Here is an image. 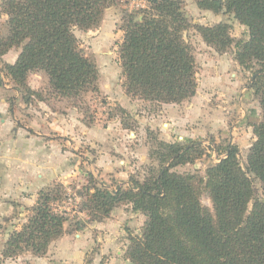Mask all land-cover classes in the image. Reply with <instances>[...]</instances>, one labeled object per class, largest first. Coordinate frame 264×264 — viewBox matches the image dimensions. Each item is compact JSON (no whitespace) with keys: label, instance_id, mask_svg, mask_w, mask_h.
<instances>
[{"label":"trees","instance_id":"trees-1","mask_svg":"<svg viewBox=\"0 0 264 264\" xmlns=\"http://www.w3.org/2000/svg\"><path fill=\"white\" fill-rule=\"evenodd\" d=\"M135 10H123L117 46L122 88L127 95L158 104H179L197 88L192 45L184 37L189 22L182 0H145ZM117 0H1L5 14L0 34V56L19 48L12 63L0 69L23 91L30 94L29 73L43 72L49 90L61 98L99 92L98 70L79 46L75 30L88 31L102 21L104 11ZM213 13L231 15L247 29V39L230 35L229 25H195L203 41L218 53L233 46L236 62L256 66L251 86L264 90V0H195ZM20 90V91H21ZM262 116L252 124L254 139L242 168L238 147L228 143L224 156L206 169L205 179L179 173L173 168L193 163L204 153L202 143L158 141L150 157L155 166L142 180L129 176L109 188L86 172L81 211L88 219L67 224L65 212L53 207L61 187L41 189L26 208L25 221L4 240L0 262L23 252L43 256L50 243L64 234L81 231L88 223L102 222L114 207L130 205L145 220L136 234L128 235L125 259L129 264H264V202L255 197L252 175L264 192V94ZM122 113H126L118 107ZM126 128V127H125ZM203 183V187H200ZM203 189L212 205L200 203ZM252 206L248 210V203ZM83 264L94 262L87 255Z\"/></svg>","mask_w":264,"mask_h":264},{"label":"rangeland","instance_id":"rangeland-1","mask_svg":"<svg viewBox=\"0 0 264 264\" xmlns=\"http://www.w3.org/2000/svg\"><path fill=\"white\" fill-rule=\"evenodd\" d=\"M182 2L189 22L183 35L193 48L197 88L195 98L193 95L179 103L177 125L167 117L164 104L127 95L122 88L117 59V46L122 38L120 18L123 10L145 6V0H117L104 11L96 28L74 32L84 54L96 65L99 92L61 98L50 92L43 72H32L26 84L39 96L30 94L29 100L24 101L25 89L16 90V84L0 69V126L7 119L14 128L1 136L0 251L8 234L25 218L20 207L27 206L28 198L37 196L39 190L61 187V197L53 202V207L65 212L67 224L83 222L88 219L80 209L86 172L109 188L127 181L129 176L142 180L157 163L150 153L158 141L202 143L203 155L193 163L174 167L179 173L205 179L206 169L224 156L223 149L228 143L238 147V160L245 167L247 151L254 139L252 124L262 116L260 96L264 90L256 94L250 87L256 66H240L234 58L233 46L218 53L203 41L194 26L227 23L234 40L247 39V29L229 14L200 9L195 0ZM6 17L0 11V34L4 33ZM11 49V56L18 55L19 48ZM5 63L1 55L0 68ZM250 177L255 197L264 202L260 182ZM199 186L203 187V183ZM199 199L203 206L212 209L203 189ZM10 204L12 212L5 213ZM124 205L119 204L112 211L116 208V212L130 211V205L129 209ZM251 206L252 201L248 210ZM129 213L132 222L122 223L120 230L108 240H95L86 246L84 260L87 255H93L94 262L129 264L125 259L128 235L138 233L145 220L140 212ZM37 261L30 252H23L0 264H36ZM56 261L62 263V259Z\"/></svg>","mask_w":264,"mask_h":264},{"label":"crops","instance_id":"crops-1","mask_svg":"<svg viewBox=\"0 0 264 264\" xmlns=\"http://www.w3.org/2000/svg\"><path fill=\"white\" fill-rule=\"evenodd\" d=\"M12 49L8 50L6 53L2 55V58L5 59L7 63H12L15 61L17 54L14 56H11ZM195 98V95H194ZM6 105V104H5ZM180 104H164V112L166 113L167 117H169L172 120V123L174 125H177L178 122V113L176 112L180 109ZM165 107H171V110L165 108ZM169 111V112H168ZM3 125L0 129V148L2 147L3 140H1V136H6V132L13 130L10 126V122L6 119L3 120ZM171 122V121H170ZM117 177V176H116ZM123 177V176H121ZM124 179L125 178H121ZM126 182V180H125ZM121 184V181L119 182ZM35 197L28 198L26 205L27 206H21L20 209L24 212V217L27 215L26 208L30 207L34 201ZM124 208H128V205H124ZM13 209V206L11 204L9 205L8 209H4L5 213H11ZM118 208H116L117 210ZM129 209V208H128ZM112 211L111 216L105 219L102 222H92L88 223L84 229L78 232H74L71 234H64L60 238L52 241L50 245L48 246V249L46 253L41 257L34 256L35 259L39 260L36 262V264H57V259H62V263L60 264H81L83 263L82 259L84 260L83 255L85 254V247L90 245L95 240L106 241L108 238L112 237V233L117 232L120 230V226L122 223L127 221V225H129L132 222V214L129 213L130 211L122 210L121 212ZM25 221V218L22 220L20 225ZM19 225V226H20ZM14 227L13 229L19 228ZM92 232V233H91ZM92 235H91V234ZM75 238V239H74ZM83 257V258H81Z\"/></svg>","mask_w":264,"mask_h":264}]
</instances>
